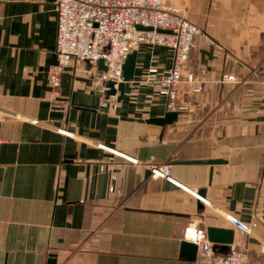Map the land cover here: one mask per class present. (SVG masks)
I'll use <instances>...</instances> for the list:
<instances>
[{
    "label": "crops",
    "instance_id": "obj_1",
    "mask_svg": "<svg viewBox=\"0 0 264 264\" xmlns=\"http://www.w3.org/2000/svg\"><path fill=\"white\" fill-rule=\"evenodd\" d=\"M54 2L0 0V264H197L183 245L207 228L264 264V0H163L201 32L186 72L204 88L180 86L186 110L164 128L147 123L163 98L132 83L107 98L87 64L63 71L51 109ZM136 52L133 83L171 65L167 49ZM210 160L225 163L175 165Z\"/></svg>",
    "mask_w": 264,
    "mask_h": 264
},
{
    "label": "built area",
    "instance_id": "obj_2",
    "mask_svg": "<svg viewBox=\"0 0 264 264\" xmlns=\"http://www.w3.org/2000/svg\"><path fill=\"white\" fill-rule=\"evenodd\" d=\"M54 8L57 62L46 70L50 88L48 100L53 111L62 108L60 83L66 68L87 64L95 71L98 82L104 87L113 82L116 89L122 82V68L127 56L142 46L169 50L171 65L163 70L150 67L142 80L132 82L133 89L148 87L153 92L147 95L148 99L161 97L165 100L166 110L177 113L186 110L178 100L180 86H191L195 93L204 91L193 74L186 72L194 40L201 32L178 10L165 6L163 0H55ZM138 27L150 30H139ZM215 54L220 56L223 50L216 47ZM100 61L105 71H98ZM221 82L235 84L237 80L234 76H223ZM97 148L136 163L103 145L99 144ZM151 172L154 176L166 177L160 169L152 168ZM254 228L255 224L251 226ZM240 229L251 234V229L241 225ZM258 242L264 247L263 239ZM193 245L197 250V264H252L247 252L240 247L231 246L228 255L219 256L212 251V244L206 237Z\"/></svg>",
    "mask_w": 264,
    "mask_h": 264
},
{
    "label": "water",
    "instance_id": "obj_3",
    "mask_svg": "<svg viewBox=\"0 0 264 264\" xmlns=\"http://www.w3.org/2000/svg\"><path fill=\"white\" fill-rule=\"evenodd\" d=\"M139 30L149 31L150 29H143L138 27ZM137 52L133 51L129 54L125 60V63L122 68V82L117 85L115 89V84L113 82H108L106 85L107 88V98L117 96V101L120 102L123 99L125 93L126 84H130L134 79V71L136 67ZM98 69L100 71H105L103 62L98 63ZM179 113L177 112H168L163 118L160 119H150L147 121L148 124L155 125L161 128L169 126L177 121ZM225 162L219 160H210L207 162L192 161V162H175V165H217L224 164ZM204 197L205 191L200 190L197 194V211L201 213L204 208ZM206 238L210 244H212V251L219 256H226L230 252V247L233 244L234 232L232 230L218 229V228H207ZM184 249L188 250L189 256H196V247L191 244H184Z\"/></svg>",
    "mask_w": 264,
    "mask_h": 264
}]
</instances>
